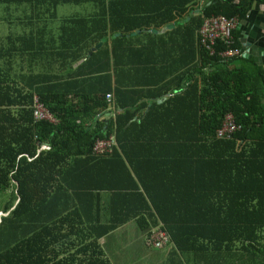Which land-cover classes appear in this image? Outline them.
Masks as SVG:
<instances>
[{"label": "trees", "instance_id": "trees-1", "mask_svg": "<svg viewBox=\"0 0 264 264\" xmlns=\"http://www.w3.org/2000/svg\"><path fill=\"white\" fill-rule=\"evenodd\" d=\"M81 4L94 13L63 20L56 40L31 30L0 45V191L13 190L2 209L0 243L7 248L0 249V264H110L99 240L131 221L141 232L161 223L168 245L182 255L258 241L264 232V71L249 58L221 61L218 42L212 57L198 47L200 87L187 79V88L165 105L136 95L123 104L116 99L121 113L98 121L109 108L111 84L108 54L95 47L108 35L121 40L164 27L193 13L198 0H0V10L28 6L31 17L44 15L48 29L58 7ZM253 6L264 7V0H204L190 22L197 31L208 16L240 21ZM42 41L47 48L38 50ZM38 61L46 74L36 73ZM80 61L73 79L99 90L73 94L52 74L54 66L71 70ZM235 62L240 67H229ZM35 97L55 124L34 122ZM225 113L240 129L215 139ZM179 128L184 132H174ZM109 136L118 150L93 157L95 140ZM42 144L50 149L37 154ZM204 240L210 245L198 243Z\"/></svg>", "mask_w": 264, "mask_h": 264}, {"label": "crops", "instance_id": "crops-1", "mask_svg": "<svg viewBox=\"0 0 264 264\" xmlns=\"http://www.w3.org/2000/svg\"><path fill=\"white\" fill-rule=\"evenodd\" d=\"M202 6L198 0L197 8H194L193 13L177 17L174 22L170 23L173 27L160 33H152L150 30L158 32L163 27L136 31L121 40H114L109 35L103 39L100 47L103 48V57L105 52L108 54V70L105 73L111 84V92L106 95H111L112 101H108L109 108L105 113L98 114L96 120L103 121L106 117L113 118L121 113V108H117L115 105L116 99L120 104H123L129 100V96L136 95L140 96L139 102L165 105L170 98L187 88L185 85L187 79L192 78L191 80L197 81L200 87V75L194 72L199 64L195 21L192 23L190 20L193 16L200 14ZM64 7L81 8L82 14L76 13L74 16L66 14L60 17L61 22L70 17H89L95 11L90 4L65 5ZM2 12L0 10V28L3 27V30H0V45L5 37L28 34L31 30L43 40L57 39L58 31H53L50 25L46 29L44 15L31 17L28 6L11 7L7 12ZM37 17L39 18L35 21ZM31 19H34L33 24L26 25ZM232 31L231 36L237 45L235 48L238 50V57L225 61L240 57L244 60L249 58L256 68L264 71V7L253 6L240 21H237ZM114 36L122 35L115 34ZM245 44L246 46H244ZM36 45L38 50L47 48L44 41L37 42ZM29 65L30 61L26 63L27 67ZM79 65L81 64L76 63L71 66V70L59 69L54 66L52 74L67 81L69 83L67 89L73 94H87L91 90H99L101 87L93 84L94 82L83 83L78 80L77 83L73 79L77 73L75 69ZM103 65L105 64L103 63ZM35 66L36 73L44 75L48 72L42 61L36 62ZM229 67L237 68L240 65L235 62L231 63ZM190 72L193 77L189 74ZM202 72H207V70ZM95 83L97 82L95 81ZM115 91L123 93H119L118 98ZM128 92H133V94L130 95ZM144 111L145 109L141 110L137 115L142 116ZM163 131L165 133L173 132L171 129ZM159 132L161 131L159 130ZM174 132L179 133L184 130L179 128ZM0 214L1 222L6 216V212ZM145 233L146 231L141 232L131 221L102 237L99 244L105 259L110 264H204L203 261L205 264H264V232L260 234V239L254 243L235 242L228 246V250L222 249L216 251V254L205 251L204 255L199 254L197 250L182 255L180 252L174 251L171 245L161 249L149 248L144 243ZM198 243L209 246L211 242L204 240ZM5 248L7 245L0 243V249L4 250ZM147 249L152 250V254Z\"/></svg>", "mask_w": 264, "mask_h": 264}, {"label": "built area", "instance_id": "built-area-1", "mask_svg": "<svg viewBox=\"0 0 264 264\" xmlns=\"http://www.w3.org/2000/svg\"><path fill=\"white\" fill-rule=\"evenodd\" d=\"M204 4V0H199ZM237 24L235 17L224 18L223 16H208L201 20V24L196 31L197 45L206 52L208 57L213 56L215 43H220L224 50L219 52L218 57L221 61L238 57V50L233 47V38L231 31ZM107 101H112L111 95H106ZM32 117L34 122H48L55 124V117L40 103L38 98L33 99ZM240 129L239 125L234 123L233 117L229 113L222 116L219 126L214 131L215 139H229L236 131ZM50 148L46 144L38 146L37 154L41 151H48ZM118 150V144L114 136L105 139H96L91 148V155L96 158H103L112 155V152ZM1 216V214H0ZM168 235L163 229L162 224L156 222L150 226L144 235V243L152 249H161L168 247Z\"/></svg>", "mask_w": 264, "mask_h": 264}, {"label": "rangeland", "instance_id": "rangeland-1", "mask_svg": "<svg viewBox=\"0 0 264 264\" xmlns=\"http://www.w3.org/2000/svg\"><path fill=\"white\" fill-rule=\"evenodd\" d=\"M81 12H82L81 8L64 7V6L58 7L56 11L57 18L49 23L50 28H52L53 31H58V28L61 24L60 17H63L66 14L68 16H74L76 13L82 14ZM0 30H3V27L2 29L0 28ZM12 200H13V190L11 189V187H8L7 189H5V191H0V213L4 214L2 209H4L5 203L12 202ZM147 251L150 252V254H152L153 252L152 250H148V249Z\"/></svg>", "mask_w": 264, "mask_h": 264}, {"label": "water", "instance_id": "water-1", "mask_svg": "<svg viewBox=\"0 0 264 264\" xmlns=\"http://www.w3.org/2000/svg\"><path fill=\"white\" fill-rule=\"evenodd\" d=\"M196 13L198 14V12H196ZM171 27H173V25L168 24V25L164 26L163 28H161L158 32L155 31V30H150V32H152V33H160V32H163L164 30L170 29ZM103 41H104V40L102 39V40L100 41V43H99L95 48L100 47V45H101V43H102ZM246 44H247V43H246ZM246 44H245L244 46H246ZM92 51H94V49H93ZM81 63H83V61H80L78 64H81Z\"/></svg>", "mask_w": 264, "mask_h": 264}]
</instances>
